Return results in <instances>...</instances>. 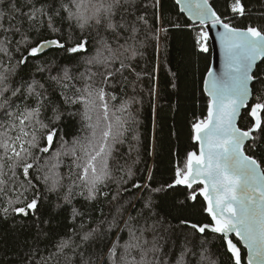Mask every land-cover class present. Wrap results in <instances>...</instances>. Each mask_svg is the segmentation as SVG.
<instances>
[{
  "label": "snow or ice",
  "instance_id": "1",
  "mask_svg": "<svg viewBox=\"0 0 264 264\" xmlns=\"http://www.w3.org/2000/svg\"><path fill=\"white\" fill-rule=\"evenodd\" d=\"M159 5L160 0H0V195L6 198L0 214L4 219L35 216L47 201L38 191L42 183L47 193L57 194L51 213L67 211L75 222L85 216L73 205L76 197L89 202L107 198L109 193L103 188L108 182L127 184L124 176L135 175L128 165L117 180L110 161L127 133H134L138 141L133 107L142 101L135 96L123 100L116 109L121 115L113 121L109 100L117 97L107 89L126 71L140 78L132 62L144 56L142 49L149 39L158 42L160 33L167 31L149 22V9L159 21ZM230 8L239 16L246 14L243 0H234ZM181 10L203 26L196 42L204 52L209 50L208 24L223 29L218 37L226 71L222 76L208 71V113L192 124L198 148L186 154L183 167L177 166L173 183L167 185L168 189L187 186V199L192 201L202 196L203 212L211 222L181 220V230L176 231L157 211L153 198L165 187L134 183L132 188L141 193L137 197L141 208L128 201L111 220H100L95 227L81 223L79 230L71 228L53 241L54 251L40 255L39 260L38 245L31 248L25 253V264H218L209 247V234L220 238L232 264H245L241 242L247 249L246 264H264V158L249 154L264 143V75L254 71L257 61H264V27H235L225 22L211 0H183ZM45 30L55 38L33 39L34 33ZM89 30L98 36L102 30L112 37L110 42L101 36L92 55H87ZM50 47L63 53V62L38 63L39 80L18 77L21 65L27 66L29 58L41 56ZM22 48L27 55L21 53ZM17 53H21L19 59H15ZM150 95H155L154 87ZM250 100L254 103L249 104ZM242 109L251 119L243 127ZM74 117L90 132L74 136L69 143L61 135V123ZM134 150L129 147V152ZM50 151L53 155L46 157ZM66 156L72 159L65 176L59 168ZM120 191L118 187L112 201ZM44 236L47 233L37 224L36 239Z\"/></svg>",
  "mask_w": 264,
  "mask_h": 264
},
{
  "label": "trees",
  "instance_id": "2",
  "mask_svg": "<svg viewBox=\"0 0 264 264\" xmlns=\"http://www.w3.org/2000/svg\"><path fill=\"white\" fill-rule=\"evenodd\" d=\"M233 2L234 0H211L213 8L225 22H230L235 27H246L249 24L264 27V0H243L246 8L244 16L232 13L230 5ZM157 11L159 21L153 19V9H149V22L154 27L164 28L167 31L160 33L158 42L149 39L146 48L142 49L144 56H138L132 62L136 72L141 73L140 78L126 71L123 74V77H127L126 81L118 76L113 82L114 87L107 89L109 92L114 91L117 97L114 101L109 100L112 108L109 116L113 121L115 116L121 115L116 109L123 100L135 96L142 101L141 104L133 107L136 112L137 123L134 128L139 136L138 141L133 138L134 133H127L125 142L115 146L113 159L110 161L117 180L124 176V171L121 169L126 171L128 165H132L135 175L130 179L124 176V179L128 180L127 184L118 185L114 181L108 182L107 187L103 188V191L109 193L107 198L100 197L96 201L89 202L83 197H76L73 205L84 212L85 216L77 218L75 222L71 220L67 211L56 215L51 213V204L57 200V194L47 193L45 186L40 183L38 191L42 197H47V201L42 203L35 216L13 215L4 219L0 214V264H25L27 259L25 253H29L31 248L37 245L39 252L36 259L39 260L40 255L46 256L54 251L52 242L66 234L69 229L79 230L81 223L87 224L88 227H95L100 220L105 218L111 220L116 214V209L121 205L127 207L128 201L135 204L136 208H141L142 202L137 199L141 193L132 188L134 183L143 185L147 182L152 187H165L164 192L155 194L153 198L158 205L157 211L176 227V231L181 230V220L211 222L210 217L203 212L205 201L202 196L192 201L187 199L190 193L188 188L182 186L167 188V185L174 181L177 166L183 167L186 154L198 148L197 142L193 139L192 124L197 119H204L208 113L210 99L204 90V81L212 61L210 41L208 42L209 50L202 51L196 42V37L203 26L193 24L182 14L175 0H160ZM64 27L66 28L67 25L65 24ZM77 34L79 35L78 32ZM87 35L90 38L87 55H92L99 46L101 36H107V34L101 30L98 36L95 30H89ZM53 38H55L54 34L46 30L33 34L34 40ZM107 38L111 42L112 37L107 36ZM21 53L27 55L23 48ZM21 53H17L15 59H19ZM51 59L63 62L64 55L59 50L51 48L37 58H29L27 66L21 65L18 70V77L41 79L36 72V65ZM99 70L103 71L102 68ZM256 72L264 75V61L258 65ZM153 87L155 88L154 96L150 95ZM93 120H95V114H93ZM250 123L251 119L244 110L240 126ZM61 127L63 129L61 135L69 143L74 136L84 137L90 132L83 129V123L79 117L64 119ZM101 127H103V121ZM58 146V144L55 145V147ZM130 146L135 150L129 152ZM53 151L46 154V157L52 156ZM249 154H254L258 159L264 158V143L258 144L256 151ZM71 159L69 156L62 157L63 162L59 168L61 174L66 176ZM133 161H136L134 165ZM149 172L152 176L151 181L148 180ZM19 179L24 178L21 176ZM67 182L66 179L65 183ZM118 187L121 189L119 197L116 201H112V195L117 193ZM122 189H128V191ZM8 195L15 198L12 192ZM27 195L31 199L33 193L29 192ZM5 205L6 198L0 195V207ZM101 209L103 215H101ZM89 217L91 223H88ZM44 221L48 223L45 224ZM37 224L43 232L47 233V236L39 240L36 239ZM208 238L209 247L216 254L218 264H232L230 255L222 250L223 244L220 238L212 234H209ZM26 241L28 243H25ZM240 246L246 263V250L242 245Z\"/></svg>",
  "mask_w": 264,
  "mask_h": 264
},
{
  "label": "water",
  "instance_id": "3",
  "mask_svg": "<svg viewBox=\"0 0 264 264\" xmlns=\"http://www.w3.org/2000/svg\"><path fill=\"white\" fill-rule=\"evenodd\" d=\"M175 1L177 3V0H175ZM177 5H178V7L180 9V12L182 14H184L193 24L200 25L199 22L194 20L191 16H189L187 12L181 10L182 7H183V0H181V3H177ZM206 30L209 32V41H210L211 50H212V61H211V66H210L209 70H212L217 76H222L225 73L226 69H225V66H224V56H223L220 40H219V37H218V33L222 32L223 29L219 25L212 26L209 23ZM51 48H54V47H50V48L46 49L45 52L48 51ZM261 62L262 61H257V65H256V68L254 69V71H256L258 65ZM208 79H209V77H208V73H207V75L205 77V81H207ZM205 81H204V90H205L207 96L209 97V99L211 100V97L209 96V93H208L207 88H206ZM251 101L252 100H250L249 104L251 103ZM244 110L245 109L241 110L242 114H243ZM176 186H182V187L187 188V186H185V185H176ZM241 245H242V242H241ZM242 247H243V245H242ZM245 250H246V253H247V249L246 248H245ZM246 260H247V255H246Z\"/></svg>",
  "mask_w": 264,
  "mask_h": 264
},
{
  "label": "built area",
  "instance_id": "4",
  "mask_svg": "<svg viewBox=\"0 0 264 264\" xmlns=\"http://www.w3.org/2000/svg\"><path fill=\"white\" fill-rule=\"evenodd\" d=\"M208 43V42H207ZM201 49V48H200ZM202 50V49H201Z\"/></svg>",
  "mask_w": 264,
  "mask_h": 264
},
{
  "label": "clouds",
  "instance_id": "5",
  "mask_svg": "<svg viewBox=\"0 0 264 264\" xmlns=\"http://www.w3.org/2000/svg\"><path fill=\"white\" fill-rule=\"evenodd\" d=\"M209 42V41H208ZM208 48H209V46H208Z\"/></svg>",
  "mask_w": 264,
  "mask_h": 264
}]
</instances>
